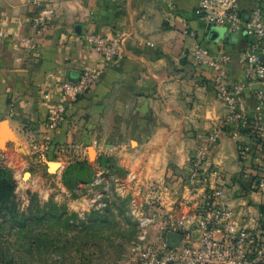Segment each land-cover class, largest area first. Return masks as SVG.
<instances>
[{"label":"crops","instance_id":"crops-1","mask_svg":"<svg viewBox=\"0 0 264 264\" xmlns=\"http://www.w3.org/2000/svg\"><path fill=\"white\" fill-rule=\"evenodd\" d=\"M197 2L0 0V122L11 132L22 125L51 142L58 132L70 137L69 130L81 133L84 127L81 142L112 157L126 171V182L141 183L144 192L149 182L159 187L154 198L158 211L168 215L164 221L193 212V200H181L188 159L225 111L212 92L209 72L199 74L189 56L195 42L189 33H196L211 54L222 48L233 56L234 72L236 55L246 44L223 28L207 29L194 14ZM37 16L47 31L32 45L21 42L35 35ZM211 29L217 30L215 41L209 38ZM118 32L124 36L117 61L67 107L58 128L46 129L56 108L69 104L61 83L101 62L83 35L112 39ZM242 142L246 138L222 134L211 151L209 168L217 174L209 177V185L221 190V201L240 221L250 223L264 215V194L249 188L251 177L237 158ZM201 195L202 190L196 198Z\"/></svg>","mask_w":264,"mask_h":264},{"label":"built area","instance_id":"built-area-1","mask_svg":"<svg viewBox=\"0 0 264 264\" xmlns=\"http://www.w3.org/2000/svg\"><path fill=\"white\" fill-rule=\"evenodd\" d=\"M194 14L207 29L223 28L228 35L244 38L246 44L236 55L238 71L234 72L230 68L233 56L222 48L211 54L196 33H189L195 39L189 56L199 74L209 72L212 92L225 114L188 159L181 200L187 204L193 200V212L163 221L155 240L138 249L125 264H264V215L260 213L250 223L240 221L221 201V190L209 185V177L217 174L209 168L211 151L227 132L237 140L246 138L247 142L237 143L238 162L251 177L249 188L264 194V0H198ZM33 27L35 35L21 38V42L32 45L47 31L39 16ZM123 36V32L112 39L83 35L101 62L81 70L76 80L61 83L69 104L59 105L45 126L59 127L67 107L86 95L98 76L117 61ZM147 188L159 191L152 182ZM168 233L180 237L177 244L167 245Z\"/></svg>","mask_w":264,"mask_h":264},{"label":"rangeland","instance_id":"rangeland-1","mask_svg":"<svg viewBox=\"0 0 264 264\" xmlns=\"http://www.w3.org/2000/svg\"><path fill=\"white\" fill-rule=\"evenodd\" d=\"M216 34L211 29V41L218 39ZM4 125H0V167L13 173L21 209L27 208L32 194L42 205H57L62 216L58 224L33 226V232L0 227V264H125L155 240L158 220L168 218L157 209L156 192L126 182V171L112 157L81 142L84 127L81 133L69 130L70 137L58 132L57 141L51 142L39 133L32 136L22 125L16 132ZM73 165L82 168L71 170ZM40 231L47 240L41 248L28 250L27 242Z\"/></svg>","mask_w":264,"mask_h":264},{"label":"trees","instance_id":"trees-1","mask_svg":"<svg viewBox=\"0 0 264 264\" xmlns=\"http://www.w3.org/2000/svg\"><path fill=\"white\" fill-rule=\"evenodd\" d=\"M82 168L81 165L77 166ZM71 166V170L77 168ZM17 181L11 170L0 167V227L8 225L17 233L33 232V226L41 227L53 221L58 224L62 216L61 209L52 202L40 204L35 195H30L29 204L25 210L20 207L16 196ZM56 234L53 238H58ZM48 236L43 231L31 236L27 242L28 250L41 248Z\"/></svg>","mask_w":264,"mask_h":264},{"label":"water","instance_id":"water-1","mask_svg":"<svg viewBox=\"0 0 264 264\" xmlns=\"http://www.w3.org/2000/svg\"><path fill=\"white\" fill-rule=\"evenodd\" d=\"M5 123H6L5 121H2L0 123L2 128H5V125H4ZM179 240H180V237L176 236L175 234H172V233L167 234V245L168 246H173L177 244Z\"/></svg>","mask_w":264,"mask_h":264},{"label":"bare ground","instance_id":"bare-ground-1","mask_svg":"<svg viewBox=\"0 0 264 264\" xmlns=\"http://www.w3.org/2000/svg\"><path fill=\"white\" fill-rule=\"evenodd\" d=\"M4 127V126H3Z\"/></svg>","mask_w":264,"mask_h":264}]
</instances>
